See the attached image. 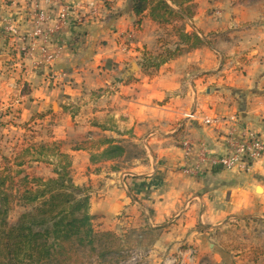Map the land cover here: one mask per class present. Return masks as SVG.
<instances>
[{"label":"crops","instance_id":"obj_1","mask_svg":"<svg viewBox=\"0 0 264 264\" xmlns=\"http://www.w3.org/2000/svg\"><path fill=\"white\" fill-rule=\"evenodd\" d=\"M132 2L0 0V49L13 46L27 109L56 118L51 140L97 229L153 239L144 264H264V161L196 167L201 144L212 158L244 132L264 142V0H196L181 23L204 46L151 75L143 55L177 39L148 15L135 26ZM112 145L120 158L91 163Z\"/></svg>","mask_w":264,"mask_h":264},{"label":"trees","instance_id":"obj_2","mask_svg":"<svg viewBox=\"0 0 264 264\" xmlns=\"http://www.w3.org/2000/svg\"><path fill=\"white\" fill-rule=\"evenodd\" d=\"M195 1L133 0L135 26L139 27L148 15L159 26H169L167 36L177 39L172 45L159 39L157 51L143 55L140 66L144 73L151 75L169 61L204 46L196 34H187L183 26H176L194 16ZM123 154L122 147L112 145L98 156H91L90 161L114 160ZM56 157L59 164L54 178L24 175L16 182L22 172H15L13 178L0 173V264H91L93 255L101 262L110 256L101 242L114 239L115 234L93 229L95 218L90 214L88 191L73 184L69 157L60 152ZM17 205L30 209L10 225L9 214Z\"/></svg>","mask_w":264,"mask_h":264},{"label":"rangeland","instance_id":"obj_3","mask_svg":"<svg viewBox=\"0 0 264 264\" xmlns=\"http://www.w3.org/2000/svg\"><path fill=\"white\" fill-rule=\"evenodd\" d=\"M192 6L195 14L197 5L194 2ZM176 26L180 27L182 23L177 22ZM1 49L0 173L10 174L13 178L15 172H22L20 177H16V182L24 175L43 180L54 178L53 172L59 164L56 154L60 152L58 143L51 140L56 118L53 117L50 110L27 109L29 108V101L25 97L27 95V84L18 71H14V69L21 70V67H13V46L9 47V53L5 52L6 48L1 47ZM139 155L140 151L132 148L126 158L138 157ZM80 188L89 191L86 187ZM29 209L19 205L15 206L9 214V224L14 225L18 216ZM97 228L98 226L93 224V229L96 232H104ZM111 233L115 234L114 239L106 238L101 242L103 245L105 244L107 251L111 253L110 256H107L105 261L101 262L97 260L96 255H93L89 260L91 264H144L147 262L144 252L151 246L153 239H139L137 232L130 234V238H124L120 233ZM236 235H239L240 240L243 241V230H236ZM248 242H250V239L247 240ZM97 244L99 243L96 242Z\"/></svg>","mask_w":264,"mask_h":264},{"label":"built area","instance_id":"obj_4","mask_svg":"<svg viewBox=\"0 0 264 264\" xmlns=\"http://www.w3.org/2000/svg\"><path fill=\"white\" fill-rule=\"evenodd\" d=\"M64 10L59 17L60 23H64L66 20L67 12ZM42 35L46 39L47 36H45L41 30L37 29L34 32V36ZM218 122L219 120L217 119L212 121L205 120V124L207 125L217 124ZM227 145L230 149L228 154L208 158L206 146L201 144L199 163L196 167L203 162H207L212 167H218L224 170L237 169L241 172H247L253 164L264 161V142L256 133L244 132L239 141L235 142L229 140Z\"/></svg>","mask_w":264,"mask_h":264}]
</instances>
